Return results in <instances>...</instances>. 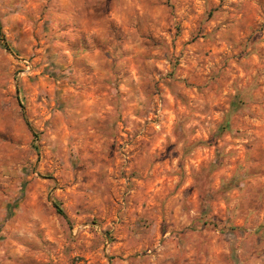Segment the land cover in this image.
Listing matches in <instances>:
<instances>
[{
	"label": "rangeland",
	"instance_id": "374dc122",
	"mask_svg": "<svg viewBox=\"0 0 264 264\" xmlns=\"http://www.w3.org/2000/svg\"><path fill=\"white\" fill-rule=\"evenodd\" d=\"M0 27V264H264V0H0Z\"/></svg>",
	"mask_w": 264,
	"mask_h": 264
},
{
	"label": "trees",
	"instance_id": "16d2710c",
	"mask_svg": "<svg viewBox=\"0 0 264 264\" xmlns=\"http://www.w3.org/2000/svg\"><path fill=\"white\" fill-rule=\"evenodd\" d=\"M1 30V27H0ZM237 111V106L235 104V102L232 103V105L230 106V110L226 116V119L224 121V123L221 125L217 135H220L221 133L228 131L230 128V117ZM201 144H205V145H210L211 141H207V142H201ZM58 214L64 216L63 212L61 211V209H58ZM264 226V224L262 225Z\"/></svg>",
	"mask_w": 264,
	"mask_h": 264
},
{
	"label": "crops",
	"instance_id": "0c3cea01",
	"mask_svg": "<svg viewBox=\"0 0 264 264\" xmlns=\"http://www.w3.org/2000/svg\"><path fill=\"white\" fill-rule=\"evenodd\" d=\"M175 203H178V199H172V200L169 201V204L167 205V208H168L169 213L171 212L172 207L176 205ZM175 210H178V206L177 205H176ZM153 232L155 233V235H157V233H156L157 231L156 232L153 231Z\"/></svg>",
	"mask_w": 264,
	"mask_h": 264
}]
</instances>
